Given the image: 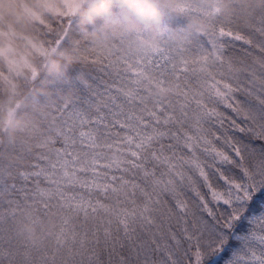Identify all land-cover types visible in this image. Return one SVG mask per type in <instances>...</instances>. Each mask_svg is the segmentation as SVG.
Wrapping results in <instances>:
<instances>
[{
  "label": "snow or ice",
  "instance_id": "1",
  "mask_svg": "<svg viewBox=\"0 0 264 264\" xmlns=\"http://www.w3.org/2000/svg\"><path fill=\"white\" fill-rule=\"evenodd\" d=\"M21 7L0 264H264V0Z\"/></svg>",
  "mask_w": 264,
  "mask_h": 264
},
{
  "label": "clouds",
  "instance_id": "2",
  "mask_svg": "<svg viewBox=\"0 0 264 264\" xmlns=\"http://www.w3.org/2000/svg\"><path fill=\"white\" fill-rule=\"evenodd\" d=\"M103 2L108 4L116 2L127 5L140 2V0H103ZM81 15L86 19L87 23L93 22V17L89 15L87 10ZM0 22H3L6 25L17 26L20 30H24L29 27L30 20L28 19L25 10L21 7V0H0ZM78 26H82V24L78 23ZM49 63L56 65L58 61L55 57H53L49 59ZM13 102V99L7 96L0 97V105L7 106ZM3 118V115L0 114V120ZM25 231L31 230L25 228Z\"/></svg>",
  "mask_w": 264,
  "mask_h": 264
}]
</instances>
